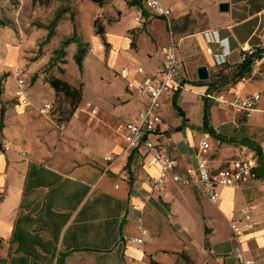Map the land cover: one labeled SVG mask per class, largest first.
Instances as JSON below:
<instances>
[{"label": "crops", "instance_id": "obj_1", "mask_svg": "<svg viewBox=\"0 0 264 264\" xmlns=\"http://www.w3.org/2000/svg\"><path fill=\"white\" fill-rule=\"evenodd\" d=\"M129 1L120 0L116 18L105 23L108 46L94 35L84 60V67L89 64L100 83L101 74L112 78L115 89L83 93L82 103L93 101L112 123L135 118L142 107L120 70L127 64L142 66L145 73L137 80H150L173 38L167 20L148 10L144 21L137 22L138 7ZM161 1L171 7V20L177 24L174 36L182 61L179 104L185 118L180 115L181 122L172 126L164 114L172 103L163 102L169 129L159 136L160 144L176 159L180 171L196 164L195 154L207 135L212 169L224 166L244 147L256 154L241 139L259 145L264 158V72L260 70L264 60L256 61L245 80L220 89L209 91L208 84L194 83L200 80V65H206L210 75L218 70L215 53L228 52L229 70L240 63L244 45L264 47V0ZM221 2L229 3L227 11L220 10ZM186 15L193 19L187 26L182 21ZM206 31H218L223 41L210 43ZM70 47L76 51L77 44ZM13 63L14 57L6 62ZM38 85L43 93L35 92ZM213 91H225L228 98L261 93L258 109L250 117L216 101L211 106L210 125L235 142L218 145L217 138L203 128V95ZM28 94V104L19 103L13 93L1 97L5 115L0 132V264H57L62 254L64 264H175L183 250L193 264H264V176L241 186H221L216 203L197 188L170 183L166 198L154 196L141 213L135 212L129 206L132 195L137 189H149L150 176L158 171L147 164L145 149L128 150L121 135L85 134L78 113L64 124L42 115L39 107L57 98L43 75ZM5 145L11 149L6 151ZM110 154L115 159L107 162ZM172 192L180 204L165 209L158 200L169 202ZM244 204L254 206L256 227L236 238L230 224ZM139 218L150 231L142 244L127 239L140 236ZM173 226L179 234L171 233ZM184 259L179 264H187Z\"/></svg>", "mask_w": 264, "mask_h": 264}, {"label": "built area", "instance_id": "obj_2", "mask_svg": "<svg viewBox=\"0 0 264 264\" xmlns=\"http://www.w3.org/2000/svg\"><path fill=\"white\" fill-rule=\"evenodd\" d=\"M141 5H137L136 21L142 23L145 18V10L163 17L167 20L169 30L171 26V7L165 5L161 0H140ZM172 40L167 44L163 59L156 68L152 77L148 81H138L137 77L145 73V68L133 64H127L120 70V76L127 82V88L135 92L142 102V107L137 112L135 118L120 124L117 135H121L127 145V149L134 151L140 148L145 149V159L149 166L156 167L157 173L150 176V187L145 192H136L132 195L130 209L141 213L147 202L154 196L166 198L170 183L183 186L194 187L205 194L212 202L219 200V188L221 186H241L247 182L260 178L255 169L259 165L258 156L252 153L249 147H244L236 157L229 159L226 164L218 169H212L210 164L211 138L200 141V145L195 154L196 164L189 166L185 171L178 169L177 161L170 156L159 142V136L164 134L169 128L166 126L163 114V102L172 103L175 92L179 89V82L182 76V61L179 56V42L173 32ZM205 35L209 42H221L218 31H206ZM258 47L243 46L240 49V62L246 57L256 52ZM207 51L212 53V48L207 47ZM228 52L215 53L217 66L227 61ZM15 87L14 98L21 104L29 103L27 77L23 67H17L13 73ZM243 77L242 80H245ZM225 91H213L207 93L210 100L219 102L227 107H233L238 112L250 117L258 109L261 100V93L254 92L246 96H235L228 98ZM86 108L92 115L98 113V108L92 102L86 103ZM39 112L47 117L55 118L56 111L53 100L45 101ZM264 116V108L262 109ZM217 144L222 141L217 139ZM4 149L9 151L10 145H5ZM23 156L27 153L22 151ZM114 160V155L106 157L107 162ZM252 204L242 205L237 216L231 221V229L236 238H240L256 227V219ZM140 221V236H128V241L142 244L149 236V229ZM248 263V261H247Z\"/></svg>", "mask_w": 264, "mask_h": 264}, {"label": "rangeland", "instance_id": "obj_3", "mask_svg": "<svg viewBox=\"0 0 264 264\" xmlns=\"http://www.w3.org/2000/svg\"><path fill=\"white\" fill-rule=\"evenodd\" d=\"M113 1L115 2L113 3ZM110 3H113V11L109 9ZM119 3L120 0H109L100 7L92 0H0V93H13L15 87L13 73L17 67L24 68L29 93H32L36 79L42 75L44 79L48 76H56L67 80L75 86L82 85L84 93L114 92L115 87L112 84V78H107L101 74L102 83H100L99 77L94 74L89 64L80 73L74 60L75 51L71 49L70 45L65 48L66 52L64 54L56 52V50L60 47L61 41L71 36L76 28L78 35L89 43L88 49L90 51L91 44L89 40L96 35L95 19L98 18L103 24L109 22L110 19H115L117 15L116 7ZM57 12H61V16L54 28L55 33L49 40H46L48 34L46 25L54 19ZM13 57V65L8 66L6 62ZM261 60H264V58L259 61ZM103 70L104 67H102ZM260 70L264 72V61L260 65ZM8 76H11V79ZM100 87L103 88L99 90ZM35 92L43 93V87L41 85L36 86ZM61 99H55L58 106L62 105L60 104L63 101ZM208 101L212 105L216 104L209 98ZM1 102L2 99L0 98V104ZM82 102L72 117L63 122V124L71 121L78 113L80 123L85 125V134L92 132L94 135L103 133L106 136L108 134L120 136L117 135L116 131L119 125L124 123L122 120L120 123L119 121L117 123L110 122L106 115L102 113L101 108L93 101V105L99 108L97 107L98 113L92 115L86 108L85 103ZM186 111L189 115L190 111L188 108ZM164 114L166 115V120L172 126L181 122V116L171 105L169 108L164 109ZM59 116L61 121L62 115ZM56 117H58V113H56L55 119ZM65 117L67 116L65 115ZM214 119V115H212V123L215 122ZM59 124H62V122ZM184 188L182 187L181 189L184 190ZM135 192H141V189H137ZM172 194V200L169 202L158 200L165 209H169L172 203L180 204L179 199L173 192ZM181 201L187 202L184 199H181ZM172 230L171 233L173 235L179 234L174 226ZM164 241L168 242V240ZM169 244H171L170 246L174 245L172 241ZM182 252L185 253L184 250ZM183 258L178 255L175 264L181 263ZM184 260H186L187 264H193L191 259L185 258Z\"/></svg>", "mask_w": 264, "mask_h": 264}, {"label": "trees", "instance_id": "obj_4", "mask_svg": "<svg viewBox=\"0 0 264 264\" xmlns=\"http://www.w3.org/2000/svg\"><path fill=\"white\" fill-rule=\"evenodd\" d=\"M94 3L98 4L100 7L108 2L109 0H92ZM129 3L131 5H141L140 0H131L129 1ZM61 16V12H57V14L55 15L54 19L48 24L46 25V28L48 30V34L46 37V40H49L50 37H52L55 33V26L59 20ZM114 21V19H110L109 22ZM183 24L185 26L189 25L193 19H191L190 15H186L183 17L182 19ZM94 27H95V33L97 35H99L102 40L104 41L105 45L108 46V43L106 41V28H105V24L101 23L100 20L98 18L95 19L94 21ZM176 28H177V24L175 22H173L171 20V26H170V30L173 32L174 35H176ZM71 43H76L77 44V48L74 54V60L75 63L77 64L78 70L80 72L83 71L84 68V60L85 57L88 53V47H89V43L87 41H84L77 33L76 28L73 31V34L71 36H68L66 38H64L61 41V45L60 47L56 50V52H59L61 54H64L65 48L70 45ZM134 44V42H133ZM264 58V47H258L256 52L252 55H249L248 57H246V59H244L242 62H240L239 64L232 66L231 69H227L226 68V64H222L218 67V70L215 73H211L210 77L208 80H197L194 83L195 84H208L209 88H211L209 91H212V89L214 88H218L220 89L221 86H223L226 83H230V82H236L240 79H242L243 77L248 76L253 68V65L256 63L257 60H260ZM1 79V77H0ZM45 81L48 82L50 84V86L53 88V90L55 91L57 98L56 99H61V103L62 105L58 106L57 105V101H54V106H55V111H57L56 113H58V117H56V121L57 123L59 122H65L66 120H69L72 115L75 113V111L77 110V108L79 107L80 103L83 100V86L79 85V86H75L71 83H69L67 80L60 78V77H56V76H48L45 78ZM180 90H177L173 96L172 99V107L173 109L183 117V119L185 118V113L184 110L182 109V107L179 104V97H180ZM2 93H0V98H1ZM203 128L209 132L210 134H212L213 136H215L217 139L221 140L222 142H235L236 139L234 138H227L224 137L220 134H217L216 131L213 129V127L210 125V110H211V106L212 104L208 101V97L207 95H205V97H203ZM4 115H5V108L4 106H1L0 109V132L2 131V128L4 126ZM59 115H62V119L61 121L59 120ZM65 115L67 117H65ZM58 123V124H59ZM241 143L247 144L249 145L251 148H255L256 154L258 156V161H259V165L258 167L255 169V172L257 174L258 177H263L264 176V158H263V152H262V148L259 145H255L253 142H251L249 139H241L240 140ZM132 162L131 157H129L128 162H127V168L130 167ZM180 256L190 259L188 257V255L184 252L179 253ZM65 254L60 255L59 259H58V263L57 264H64L65 261ZM151 264H159L156 261H151Z\"/></svg>", "mask_w": 264, "mask_h": 264}, {"label": "water", "instance_id": "obj_5", "mask_svg": "<svg viewBox=\"0 0 264 264\" xmlns=\"http://www.w3.org/2000/svg\"><path fill=\"white\" fill-rule=\"evenodd\" d=\"M219 8L221 11H227L229 9V3L221 2L219 4ZM210 77L209 70L206 65H200L198 67V78L200 80H208Z\"/></svg>", "mask_w": 264, "mask_h": 264}]
</instances>
